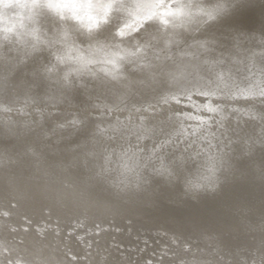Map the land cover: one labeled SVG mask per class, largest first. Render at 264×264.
<instances>
[{"label": "clouds", "instance_id": "1", "mask_svg": "<svg viewBox=\"0 0 264 264\" xmlns=\"http://www.w3.org/2000/svg\"><path fill=\"white\" fill-rule=\"evenodd\" d=\"M0 264H264V0H0Z\"/></svg>", "mask_w": 264, "mask_h": 264}, {"label": "bare ground", "instance_id": "2", "mask_svg": "<svg viewBox=\"0 0 264 264\" xmlns=\"http://www.w3.org/2000/svg\"><path fill=\"white\" fill-rule=\"evenodd\" d=\"M162 223V220L158 217H133L132 223L127 225L131 227L134 231L144 230L147 228L156 227Z\"/></svg>", "mask_w": 264, "mask_h": 264}]
</instances>
